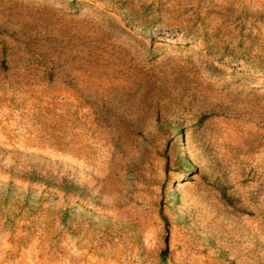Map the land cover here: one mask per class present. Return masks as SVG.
Wrapping results in <instances>:
<instances>
[{"label":"rangeland","instance_id":"rangeland-1","mask_svg":"<svg viewBox=\"0 0 264 264\" xmlns=\"http://www.w3.org/2000/svg\"><path fill=\"white\" fill-rule=\"evenodd\" d=\"M0 264H264V0H0Z\"/></svg>","mask_w":264,"mask_h":264}]
</instances>
